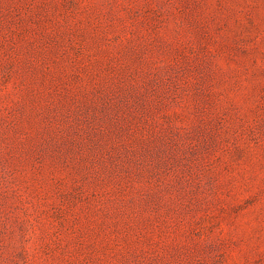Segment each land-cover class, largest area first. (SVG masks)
I'll return each instance as SVG.
<instances>
[{"label":"rangeland","instance_id":"obj_1","mask_svg":"<svg viewBox=\"0 0 264 264\" xmlns=\"http://www.w3.org/2000/svg\"><path fill=\"white\" fill-rule=\"evenodd\" d=\"M0 264H264V0H0Z\"/></svg>","mask_w":264,"mask_h":264}]
</instances>
